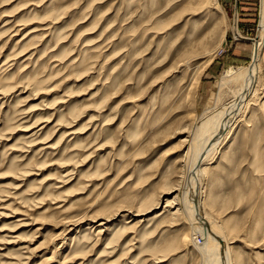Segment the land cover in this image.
Returning a JSON list of instances; mask_svg holds the SVG:
<instances>
[{
    "label": "rangeland",
    "instance_id": "1",
    "mask_svg": "<svg viewBox=\"0 0 264 264\" xmlns=\"http://www.w3.org/2000/svg\"><path fill=\"white\" fill-rule=\"evenodd\" d=\"M263 15L264 0H0V264H204L188 140L256 49V90L200 191L233 264H264Z\"/></svg>",
    "mask_w": 264,
    "mask_h": 264
},
{
    "label": "bare ground",
    "instance_id": "2",
    "mask_svg": "<svg viewBox=\"0 0 264 264\" xmlns=\"http://www.w3.org/2000/svg\"><path fill=\"white\" fill-rule=\"evenodd\" d=\"M261 27L264 29V15ZM260 45L259 47H262ZM254 53L252 64L236 73L242 83H240L241 87L238 91H234V98L216 111L214 110L216 107H214L209 114L201 118L200 121L198 120L199 122L193 127L194 133L188 140V152L191 155V160L186 168V182L181 203L185 216L193 226L194 234H202L205 238L202 245L195 244L203 257L204 264H233L232 251L221 226L202 212V206L206 203V199H202L200 186L203 164L223 142L231 125L256 90L261 58L257 49ZM223 84L224 82L220 84V89ZM156 214V218L162 216V213ZM66 222L61 234L64 239H66L67 232L71 231L70 227L75 225L73 221ZM101 226L103 227L104 223H99L98 227Z\"/></svg>",
    "mask_w": 264,
    "mask_h": 264
},
{
    "label": "built area",
    "instance_id": "3",
    "mask_svg": "<svg viewBox=\"0 0 264 264\" xmlns=\"http://www.w3.org/2000/svg\"><path fill=\"white\" fill-rule=\"evenodd\" d=\"M197 239H198V241H201L202 240V238H199V237Z\"/></svg>",
    "mask_w": 264,
    "mask_h": 264
}]
</instances>
